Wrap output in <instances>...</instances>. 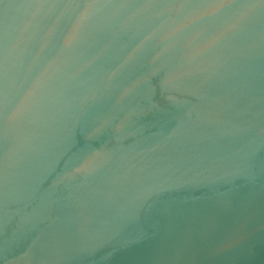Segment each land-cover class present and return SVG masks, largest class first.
I'll return each mask as SVG.
<instances>
[{
  "label": "water",
  "instance_id": "95a60500",
  "mask_svg": "<svg viewBox=\"0 0 264 264\" xmlns=\"http://www.w3.org/2000/svg\"><path fill=\"white\" fill-rule=\"evenodd\" d=\"M0 264H264V0H0Z\"/></svg>",
  "mask_w": 264,
  "mask_h": 264
}]
</instances>
